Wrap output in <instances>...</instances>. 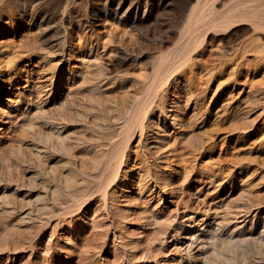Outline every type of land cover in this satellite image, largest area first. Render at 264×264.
<instances>
[{
	"label": "rangeland",
	"instance_id": "rangeland-1",
	"mask_svg": "<svg viewBox=\"0 0 264 264\" xmlns=\"http://www.w3.org/2000/svg\"><path fill=\"white\" fill-rule=\"evenodd\" d=\"M0 127V264H264V0H0Z\"/></svg>",
	"mask_w": 264,
	"mask_h": 264
},
{
	"label": "bare ground",
	"instance_id": "bare-ground-1",
	"mask_svg": "<svg viewBox=\"0 0 264 264\" xmlns=\"http://www.w3.org/2000/svg\"><path fill=\"white\" fill-rule=\"evenodd\" d=\"M203 13L196 12L195 15L191 14V18L195 17L194 22H197V20H199L200 16H202ZM45 88V87H44ZM8 98V97H7ZM250 99V98H249ZM248 102V101H247ZM7 121V120H6ZM144 128V127H142ZM1 129V127H0ZM141 131V130H140ZM139 141V140H138ZM164 143V142H163ZM147 149L151 150V153H156L155 154V158L158 159V162H160V164L165 165L167 163H165L167 161V159L169 158V154L170 151L168 150V146L165 144H162V140L160 138H153V140H149V142H146L144 144ZM139 148V147H138ZM164 151V152H163ZM147 154V153H146ZM145 154V155H146ZM138 158V157H137ZM150 158V157H149ZM148 161V160H147ZM146 162V161H145ZM158 165V164H157ZM145 166V165H144ZM141 168V166H138ZM165 168V167H164ZM148 169V168H147ZM140 169H138L139 172ZM142 170V169H141ZM144 170V169H143ZM141 178H143V173L140 172ZM156 178V177H155ZM158 181V180H157ZM166 185V184H165ZM162 186V185H161ZM171 186V185H170ZM165 187V186H164ZM173 187V186H172ZM160 188V187H159ZM207 206V205H206ZM207 210V209H206ZM242 210V209H241ZM238 211V210H237ZM240 212V211H239ZM223 213V212H222ZM243 213V212H242ZM246 213V212H245ZM205 214V213H204ZM216 214V213H215ZM239 214V213H238ZM244 214V213H243ZM191 215V214H190ZM240 215V214H239ZM246 215V214H245ZM192 216V215H191ZM205 216V215H204ZM209 216V215H208ZM217 216H219L217 214ZM226 216V215H225ZM236 216V215H235ZM244 216V215H243ZM189 217V216H188ZM225 218V217H224ZM188 219V218H187ZM195 220V219H193ZM188 237V236H187ZM185 237V238H187ZM193 237V236H192ZM174 252V251H173ZM167 253V252H166ZM171 253V252H170ZM167 255V254H166ZM172 258L166 257V256H161L159 258H154V264H170ZM180 260V259H179Z\"/></svg>",
	"mask_w": 264,
	"mask_h": 264
}]
</instances>
